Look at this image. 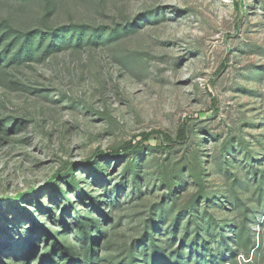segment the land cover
<instances>
[{
	"label": "rangeland",
	"instance_id": "374dc122",
	"mask_svg": "<svg viewBox=\"0 0 264 264\" xmlns=\"http://www.w3.org/2000/svg\"><path fill=\"white\" fill-rule=\"evenodd\" d=\"M5 20L85 40L0 45V264H264V0H0Z\"/></svg>",
	"mask_w": 264,
	"mask_h": 264
},
{
	"label": "trees",
	"instance_id": "16d2710c",
	"mask_svg": "<svg viewBox=\"0 0 264 264\" xmlns=\"http://www.w3.org/2000/svg\"><path fill=\"white\" fill-rule=\"evenodd\" d=\"M239 11L241 16L245 14L243 4L239 5ZM5 24V26H4ZM91 38V35H89ZM85 40V34L83 35H70V33L57 34L53 30L47 32L33 31L29 34H24L20 29L12 27L8 20H5L3 26H0V45L5 41L7 44V55L1 57V60H8L11 63L17 62H34L38 57L41 60H45L53 54L67 48V47H79ZM89 39L87 42H91ZM75 44V45H74ZM219 100L217 97L212 96V113L218 114L219 112ZM191 125L189 123L183 124L177 133V137L173 136L163 130H154L150 132H144L135 137L134 142L127 143L123 146L121 151L111 153L112 156H116L122 153H134L141 152L146 149L147 146H151L152 142L160 143V147H171L176 143H185L188 141L191 134ZM97 156V155H96ZM53 182V181H51ZM41 190H36L33 193H37ZM82 226V225H81ZM81 237L84 239L85 245L92 244L94 242V235L83 230L82 227ZM200 232L196 233L191 241V244L196 248ZM71 257V255H70Z\"/></svg>",
	"mask_w": 264,
	"mask_h": 264
}]
</instances>
